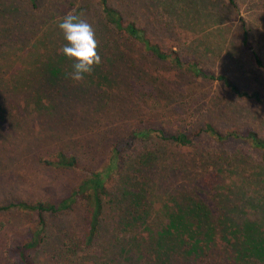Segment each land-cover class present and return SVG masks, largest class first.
Returning a JSON list of instances; mask_svg holds the SVG:
<instances>
[{"label":"rangeland","instance_id":"1","mask_svg":"<svg viewBox=\"0 0 264 264\" xmlns=\"http://www.w3.org/2000/svg\"><path fill=\"white\" fill-rule=\"evenodd\" d=\"M62 1L60 9H71L68 0ZM121 1L127 3L123 11L126 18H137L161 48L175 50L182 60L194 59L206 70L226 74L242 90L264 93V70L255 67L251 55L255 50L264 60V0H234V4L229 0ZM58 3L39 0L34 7L28 0H0V201H34L64 194L89 168H100L107 160L109 142L119 136L126 138L133 127L162 126L168 133L185 130L193 134L211 123L223 133L250 129L264 137V104L235 94L222 81L196 76L169 61L139 54L138 46L126 55L130 62L116 63L121 79L111 89L106 113L93 111L90 95L81 93L59 94L53 99L54 105L60 104V99L64 104H57L55 114L39 109L28 93L34 98L42 93L28 91V78L23 73L43 65L48 52L39 47L42 51L34 53L29 42L41 37L53 47L55 36L61 40L59 30L48 27L61 15L56 10ZM92 8L96 11L93 2ZM20 18V25L13 23L11 30H4ZM46 28L55 35H47ZM244 29L248 34L246 44L242 43ZM56 150L74 153L86 169L52 167L40 161L42 154ZM180 152L191 162L197 157L204 168L184 180L185 188L202 191L204 201L214 211L234 219V229L246 222L264 227V205L255 206L264 196V160L259 150L240 139L217 144L201 134ZM212 155L217 160H212ZM214 161L216 168L212 167ZM158 190L154 199L161 207L156 225L164 223L160 216L168 210L164 209L168 194ZM221 192L228 197L229 211L213 206ZM61 216L50 221V234L58 225L53 221L67 220L74 229L79 220L74 211L65 214V220ZM35 222L34 213L0 211V264H15L7 249L27 239ZM54 236H49L50 243ZM47 245L49 251L56 247ZM58 253L49 260L40 250L34 259L38 264H74L73 257Z\"/></svg>","mask_w":264,"mask_h":264},{"label":"trees","instance_id":"2","mask_svg":"<svg viewBox=\"0 0 264 264\" xmlns=\"http://www.w3.org/2000/svg\"><path fill=\"white\" fill-rule=\"evenodd\" d=\"M28 1L35 7L39 0ZM229 1L234 4V0ZM57 2L56 10L61 15L52 19L48 27L55 28V32L59 30L57 35L61 40L55 36L53 47L45 44L41 37L29 42L34 53L35 50L41 52V48L48 52L43 65L23 73L28 78L25 81L28 91L42 93L37 92L35 98L28 93L29 97L46 113H56L57 104L62 106L64 101L59 97L60 104L54 105L53 99L65 93L90 95L89 105L94 107L93 111L106 113L111 104V89L121 79L116 63L128 59L130 62L126 55L134 53L136 46L141 50L139 54L169 61L196 76L222 81L235 94L264 104L261 91L242 90L226 74H216L200 67L194 59L182 60L173 49L161 48L151 40L137 18H126L123 11H126L127 3L124 1L68 0L71 9L64 11L59 8L63 1L54 0ZM98 11L100 14L96 15ZM69 13H75L92 25L99 42L98 54L102 58V63L95 66L92 74H85L81 82L69 78L75 61L60 51L67 41L58 25ZM13 23L20 25L21 18L17 22L11 21L4 30H11ZM51 28L44 30L47 35L54 34ZM247 40L244 29L242 43L246 44ZM251 55L255 67L264 70L260 54L252 50ZM45 97H48L47 101ZM201 134L217 144L237 139L247 141L261 152L264 160V137L250 129L223 133L213 124L205 123L191 134L185 130L168 133L162 126L133 127L126 138L119 136L109 142L107 160L100 168H89L64 194L34 201L21 198L0 201V211L11 209L36 215L28 238L10 246L7 253L15 264H38L34 254L40 250L49 256V260L58 252L73 257L74 264H264V227L246 222L243 227L234 229V219L222 211L220 214L214 211L204 201L202 191L196 187L185 188L184 180L195 177V171L201 173L204 168L197 157H192L191 162L180 150L190 146ZM39 159L45 165L70 170L87 167L77 155L64 150L42 154ZM211 159L217 160V157L212 155ZM215 163L213 168H216ZM157 188L160 193L168 194V204L164 208L168 210L160 216L164 223L158 225L157 212L161 206L154 199ZM227 198L221 192L213 206L229 211ZM256 203L255 206L264 205V196ZM70 211L79 215L74 229L63 218ZM60 216L65 221H53L58 225L50 234V221ZM262 222L264 224V215ZM51 235H55L53 243L49 240ZM47 244L60 248L58 252L56 247L49 251Z\"/></svg>","mask_w":264,"mask_h":264},{"label":"clouds","instance_id":"3","mask_svg":"<svg viewBox=\"0 0 264 264\" xmlns=\"http://www.w3.org/2000/svg\"><path fill=\"white\" fill-rule=\"evenodd\" d=\"M58 27L67 41L60 51L75 61L69 78L81 82L85 74H92L95 66L102 63V58L98 54L99 42L95 30L89 22L75 13L66 15Z\"/></svg>","mask_w":264,"mask_h":264}]
</instances>
